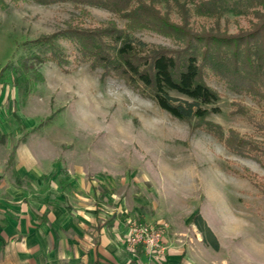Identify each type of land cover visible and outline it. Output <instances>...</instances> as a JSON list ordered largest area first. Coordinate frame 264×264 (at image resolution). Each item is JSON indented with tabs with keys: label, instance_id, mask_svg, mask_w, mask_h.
Segmentation results:
<instances>
[{
	"label": "rangeland",
	"instance_id": "obj_1",
	"mask_svg": "<svg viewBox=\"0 0 264 264\" xmlns=\"http://www.w3.org/2000/svg\"><path fill=\"white\" fill-rule=\"evenodd\" d=\"M108 22L124 26L103 9L70 3L19 1L0 10V82L16 89L23 115L40 124L32 134L65 169L94 176L140 206L146 217L135 220L164 222L167 230L190 229V220L198 215L216 238L217 250L209 249L214 264H264V166L258 161L229 151L196 121L173 118L121 80L103 78L101 70L77 65L72 57L64 67L36 64L42 79L26 75V91L12 86L18 60L35 51L33 40L71 24ZM225 25L234 33L246 22L229 17ZM132 37L172 47L151 32ZM58 44L72 53L67 42ZM206 82L221 98L214 105L219 112L208 115L205 123L264 148V131L234 113L242 106L264 123V103L236 95L214 79Z\"/></svg>",
	"mask_w": 264,
	"mask_h": 264
},
{
	"label": "trees",
	"instance_id": "obj_2",
	"mask_svg": "<svg viewBox=\"0 0 264 264\" xmlns=\"http://www.w3.org/2000/svg\"><path fill=\"white\" fill-rule=\"evenodd\" d=\"M19 1L93 7L124 21L122 28L115 22L89 27L71 24L33 40L35 51L19 59L14 70L17 75L12 83L19 92L26 91V75L42 79L36 74V64L51 62L64 67L72 57L77 65L101 70L103 78L121 80L173 118L196 121L229 151L264 166L260 144L239 138L232 131L225 135L220 127L205 123L208 115L219 112L214 105L221 98L207 84L208 79L254 103H264V0H0V10H6L9 2ZM229 17L244 19L246 26L230 33L226 25L222 27ZM143 31L168 39L172 47L134 40L133 34ZM59 40L70 45V55ZM234 113L244 115L264 131V123L254 120L242 106ZM192 222L217 250L216 239L202 218L195 215Z\"/></svg>",
	"mask_w": 264,
	"mask_h": 264
},
{
	"label": "crops",
	"instance_id": "obj_3",
	"mask_svg": "<svg viewBox=\"0 0 264 264\" xmlns=\"http://www.w3.org/2000/svg\"><path fill=\"white\" fill-rule=\"evenodd\" d=\"M17 101L16 89L0 82V264H214L210 238L192 219L190 229L166 231L162 257L127 250L129 222L146 217L140 206L65 169Z\"/></svg>",
	"mask_w": 264,
	"mask_h": 264
},
{
	"label": "built area",
	"instance_id": "obj_4",
	"mask_svg": "<svg viewBox=\"0 0 264 264\" xmlns=\"http://www.w3.org/2000/svg\"><path fill=\"white\" fill-rule=\"evenodd\" d=\"M168 226L164 222L148 223L139 220L129 222V236L126 247L130 252L141 248L148 258L162 257L166 247L163 244V236Z\"/></svg>",
	"mask_w": 264,
	"mask_h": 264
}]
</instances>
